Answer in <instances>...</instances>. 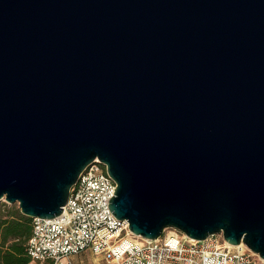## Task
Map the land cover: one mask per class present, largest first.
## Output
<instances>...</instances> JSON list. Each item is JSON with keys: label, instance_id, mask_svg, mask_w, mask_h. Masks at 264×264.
<instances>
[{"label": "water", "instance_id": "95a60500", "mask_svg": "<svg viewBox=\"0 0 264 264\" xmlns=\"http://www.w3.org/2000/svg\"><path fill=\"white\" fill-rule=\"evenodd\" d=\"M94 160L135 237L264 260V0H0V201L54 219Z\"/></svg>", "mask_w": 264, "mask_h": 264}, {"label": "built area", "instance_id": "2783aa9c", "mask_svg": "<svg viewBox=\"0 0 264 264\" xmlns=\"http://www.w3.org/2000/svg\"><path fill=\"white\" fill-rule=\"evenodd\" d=\"M116 188L105 164L90 163L70 190L60 216L33 219L27 244L32 262L71 264L70 257L90 251L106 264H264L243 245L227 246L222 235L195 241L168 228L156 240L135 237L127 221L108 209Z\"/></svg>", "mask_w": 264, "mask_h": 264}, {"label": "trees", "instance_id": "16d2710c", "mask_svg": "<svg viewBox=\"0 0 264 264\" xmlns=\"http://www.w3.org/2000/svg\"><path fill=\"white\" fill-rule=\"evenodd\" d=\"M33 219L16 207L0 213V264H31L27 244L32 235Z\"/></svg>", "mask_w": 264, "mask_h": 264}, {"label": "rangeland", "instance_id": "374dc122", "mask_svg": "<svg viewBox=\"0 0 264 264\" xmlns=\"http://www.w3.org/2000/svg\"><path fill=\"white\" fill-rule=\"evenodd\" d=\"M6 206L8 208H10V207H16L18 209V206L16 204L10 205V204H7L4 200H2V201H0V213H4V210H5V207ZM168 233H170V231H168ZM83 256H85V257L82 258V259H78L77 261H73V262L69 259L68 262H70L71 264H89V263L92 264L94 262V260H95V257H97L96 255H94V254L92 255L89 252H87V254H84ZM96 262H97V264H105L106 263V262L102 261L101 258H100L99 261H96ZM31 264H39V263H35V262L33 263L32 262Z\"/></svg>", "mask_w": 264, "mask_h": 264}, {"label": "crops", "instance_id": "0c3cea01", "mask_svg": "<svg viewBox=\"0 0 264 264\" xmlns=\"http://www.w3.org/2000/svg\"><path fill=\"white\" fill-rule=\"evenodd\" d=\"M87 252H89V253H91L92 255H93V253L92 252H90V251H85V252H83V253H81V254H79V255H75V256H72V257H70L69 259L73 262V261H77L78 259H82V258H84L85 256H83L84 254H87ZM97 257H95V260H94V262L92 263V264H97V262L96 261H99L100 260V258H101V260L102 261H104L103 260V258H102V256H99V255H96ZM82 261V260H81ZM105 262V261H104ZM90 264V263H89ZM106 264V263H105Z\"/></svg>", "mask_w": 264, "mask_h": 264}, {"label": "bare ground", "instance_id": "6f19581e", "mask_svg": "<svg viewBox=\"0 0 264 264\" xmlns=\"http://www.w3.org/2000/svg\"><path fill=\"white\" fill-rule=\"evenodd\" d=\"M227 246L232 247V246H230V245H228V244H227Z\"/></svg>", "mask_w": 264, "mask_h": 264}]
</instances>
